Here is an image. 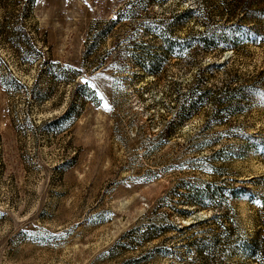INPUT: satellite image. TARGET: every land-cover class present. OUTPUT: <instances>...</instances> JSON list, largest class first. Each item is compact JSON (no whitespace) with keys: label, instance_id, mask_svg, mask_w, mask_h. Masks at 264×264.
<instances>
[{"label":"rangeland","instance_id":"obj_1","mask_svg":"<svg viewBox=\"0 0 264 264\" xmlns=\"http://www.w3.org/2000/svg\"><path fill=\"white\" fill-rule=\"evenodd\" d=\"M27 1L0 0V264H201L191 246L200 237H152L225 210L201 198L211 184L240 190L231 206L251 240L264 221L253 202L264 199V102L243 104L240 115L222 103L247 85L264 92V43L219 22L237 23L231 0L146 6L140 20L136 9L120 17L135 0ZM182 11L195 14L178 38L216 35L234 50L199 45L146 74L133 62L140 24ZM17 19L27 34L13 31ZM110 21L112 33L96 39ZM62 71L66 83L56 79ZM78 83L88 84L86 102ZM192 103L200 109L189 118ZM245 246L226 264H246Z\"/></svg>","mask_w":264,"mask_h":264},{"label":"trees","instance_id":"obj_2","mask_svg":"<svg viewBox=\"0 0 264 264\" xmlns=\"http://www.w3.org/2000/svg\"><path fill=\"white\" fill-rule=\"evenodd\" d=\"M29 1L30 0H28L27 3H29ZM172 1L174 0H135L124 6L120 17L126 18L128 15L134 13L133 10L136 9L133 18L140 20L147 14L146 11L143 14L146 6H153L151 9H154V6L162 7ZM183 2L186 4L189 0H183ZM229 5L231 6L230 17L233 18V15L237 13L239 16L237 23L240 24L234 23L232 19H223L219 22L232 24L226 27L229 31L235 28L236 34L243 33L252 35L254 36L255 44H263L264 31L263 33H259L257 29L261 27L264 30V0H231L230 4L227 6ZM25 10L24 8L23 11ZM189 14L192 15L195 13L194 11H182L174 16L171 15L165 18L149 16L144 19L140 24V30L137 32V36L143 38L142 41H140L142 44L138 45L136 49L132 51L139 52L140 54V56H137L133 61L140 70L146 72L148 75L156 76L157 73L155 71L160 68L165 61L168 60L171 62L181 60L189 51L199 45L202 47L204 53H213L218 50H220V52L234 50V47L227 46L228 43L220 42L216 35L210 37L204 33L200 35L198 39L191 38V36H187L184 39L178 38L179 30H182L184 27L183 18ZM12 21L13 19L5 20V24L1 27L4 28L5 31H8ZM14 21L17 22V28L13 29V31H24L25 34H27L25 21H23V19ZM246 21H249L247 26L244 23ZM181 22H183V25H180ZM115 23V21H110L102 31L98 32L96 39L103 40L108 37L113 31L116 25ZM205 32H208V34L210 33L208 27ZM134 46H136L135 43ZM151 49L157 51L155 57L151 55ZM74 76L77 77L76 73ZM56 79L66 83L65 71H62V74H58ZM77 79L78 78H76V80ZM87 85L88 84L80 85L79 83L76 85V91H79V89H86L83 92H79V96L83 102L88 101L90 96V93L87 91ZM260 88L261 87H257L256 85H247L236 89L229 95L225 92L224 98H227V102L222 104L228 109L227 112H236L237 115H240L243 104L264 102V92ZM207 96L208 93L201 94V97L204 99H206ZM92 100L93 99H89V101ZM188 106L190 108L188 109L189 118L197 116L200 107L195 103L189 104ZM67 117H69L68 114L65 118ZM168 134L169 129H166L163 135L166 136ZM217 155L218 153L214 154V157H217ZM224 184L225 183L216 186H213V184L207 185L204 187V190L199 193L204 201L217 202L218 206L223 205L227 207L225 210H223L222 207H217L213 210L209 219L192 224L187 228L175 229L169 226L167 228L164 226L156 228L157 235L156 237H152V239L158 240L160 238H165L168 231H176L179 234L191 233L192 240L200 237L201 239L193 241L191 246L196 249L197 255L205 257V260L201 264H226L229 251L241 245H245L246 243L245 260H242L240 263L264 264V221H261L260 227L262 229L260 228L251 240L244 239V236L239 235L237 231V214L232 209L231 202L235 199L240 190L233 189V192H230V189ZM241 190H243L245 194H252L251 190L248 188L241 187ZM253 202L254 204L260 203L259 206L261 209L264 208V199H261L260 196H256ZM238 229H240V227H238ZM203 241H205L203 246L206 247L204 250H202L201 244ZM218 258H220L219 261Z\"/></svg>","mask_w":264,"mask_h":264}]
</instances>
